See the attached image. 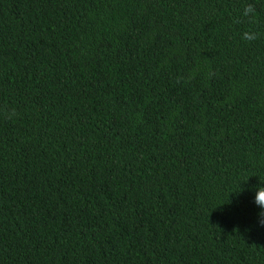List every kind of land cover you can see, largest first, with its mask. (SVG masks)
I'll return each mask as SVG.
<instances>
[{
    "label": "trees",
    "instance_id": "obj_1",
    "mask_svg": "<svg viewBox=\"0 0 264 264\" xmlns=\"http://www.w3.org/2000/svg\"><path fill=\"white\" fill-rule=\"evenodd\" d=\"M260 179L264 0H0V264H264Z\"/></svg>",
    "mask_w": 264,
    "mask_h": 264
},
{
    "label": "clouds",
    "instance_id": "obj_2",
    "mask_svg": "<svg viewBox=\"0 0 264 264\" xmlns=\"http://www.w3.org/2000/svg\"><path fill=\"white\" fill-rule=\"evenodd\" d=\"M243 14L245 16H250L254 14V7L251 4L247 5L244 9ZM241 38L245 40H252L256 38V34L254 32H244ZM15 114L16 113L14 109L10 113L9 112L5 113V115L8 118H11ZM260 180H261V184L255 186V188L253 189L255 192L254 203L261 209V211L257 213L258 223L261 226H264V180L262 179ZM238 191H241V190H238Z\"/></svg>",
    "mask_w": 264,
    "mask_h": 264
}]
</instances>
